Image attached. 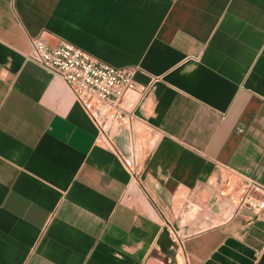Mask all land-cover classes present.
<instances>
[{"label": "crops", "instance_id": "crops-1", "mask_svg": "<svg viewBox=\"0 0 264 264\" xmlns=\"http://www.w3.org/2000/svg\"><path fill=\"white\" fill-rule=\"evenodd\" d=\"M42 34L139 68L137 178L28 60ZM231 171L264 185V0H0V264H264Z\"/></svg>", "mask_w": 264, "mask_h": 264}, {"label": "built area", "instance_id": "built-area-1", "mask_svg": "<svg viewBox=\"0 0 264 264\" xmlns=\"http://www.w3.org/2000/svg\"><path fill=\"white\" fill-rule=\"evenodd\" d=\"M28 60L61 79L70 89L75 100L84 109L98 129L97 141L113 151L125 169L138 176L135 149L123 154L116 144L117 132L126 129L134 137V125L139 120L136 113L125 106V99L138 92L135 66L109 65L73 44L59 40L51 45L44 35L31 39ZM142 94L147 90L143 89ZM221 191H225L234 208V214L251 219L264 214V185L254 179L231 171L221 178ZM168 230L174 242L180 241L179 231L172 225Z\"/></svg>", "mask_w": 264, "mask_h": 264}]
</instances>
